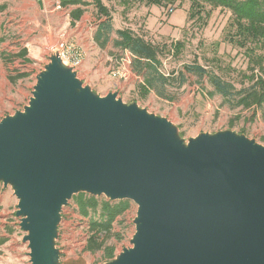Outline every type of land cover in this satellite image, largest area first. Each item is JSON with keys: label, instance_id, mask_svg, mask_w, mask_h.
Wrapping results in <instances>:
<instances>
[{"label": "water", "instance_id": "95a60500", "mask_svg": "<svg viewBox=\"0 0 264 264\" xmlns=\"http://www.w3.org/2000/svg\"><path fill=\"white\" fill-rule=\"evenodd\" d=\"M30 94L0 118V184L28 264H61L62 209L79 193L136 205L130 245L102 264H264V145L230 129L185 139L167 117L95 92L58 50Z\"/></svg>", "mask_w": 264, "mask_h": 264}, {"label": "rangeland", "instance_id": "374dc122", "mask_svg": "<svg viewBox=\"0 0 264 264\" xmlns=\"http://www.w3.org/2000/svg\"><path fill=\"white\" fill-rule=\"evenodd\" d=\"M59 1L0 0V37H5L1 43L2 50L11 54L26 47V57L30 59L29 62L23 58L1 59L0 118L27 103L35 75L48 61V56L58 49L61 42H73L84 51L83 63L89 71L83 74V68L78 66V77L100 95L117 91L124 102L135 101L150 112L167 117L179 127L185 139L201 132L230 129L239 133L242 130L243 134L264 145V119L258 109H231L220 96L208 97L200 91V84L210 89L206 81L197 83L198 79L193 75L182 87L168 89L173 100L158 98L153 93L142 98L136 90L140 78L131 69L125 79L110 74L120 59L121 64L126 65L125 53L112 47L111 42L100 48L93 41L97 23L93 7L87 6L79 21L70 26L71 7L54 9ZM29 2L32 4L26 6ZM106 4L111 9L114 29L128 28L154 44L166 46V53L161 56L163 72L177 71L183 63L195 61L236 80L237 73L246 69V54L231 38L234 28L230 12L226 9L206 6V14L189 19L188 1L170 7L133 5L128 9H123L118 2ZM112 38H115L114 34ZM170 45H176V51L168 52ZM21 73L27 76L17 79L15 83L10 82L9 76ZM236 85L239 87L238 83ZM252 116L253 120H250ZM16 203L12 189L9 186L3 188L0 184V264H28V249L26 242H22L24 232L20 230L19 220L14 214ZM99 212L97 208L88 216H83L78 212L74 200L71 198L68 201L62 209L57 241L64 254L83 259L87 264L106 262L102 250H86L90 236L89 221L97 218ZM135 212L136 205L130 201V207L112 223L104 245L112 248L113 257L123 247L130 245Z\"/></svg>", "mask_w": 264, "mask_h": 264}, {"label": "trees", "instance_id": "16d2710c", "mask_svg": "<svg viewBox=\"0 0 264 264\" xmlns=\"http://www.w3.org/2000/svg\"><path fill=\"white\" fill-rule=\"evenodd\" d=\"M182 1L189 2V19L195 16L200 18L202 14H206L204 11L206 6L219 7L230 12L231 25L234 28L231 38L236 45L244 49L247 58L246 69L237 73L236 80L229 79L227 75L219 74L214 69L195 61L183 63L177 71L163 72L161 56L166 53V46L154 44L128 28L114 29L111 9L106 4L118 2L123 9H128L133 5L170 7ZM59 5L64 8L71 7L70 26L79 21L87 6L93 7L97 19L92 36L93 41L100 48L111 42L112 47L131 54L130 69L140 78L136 84V90L142 98L153 93L158 98L173 100L168 89L182 87L188 82L189 76L193 75L198 79L197 83L206 81L210 89L200 84V91L208 97L220 96L231 109H258L264 119V53H259L264 51V0H60ZM113 34L115 38H112ZM4 39L5 37H0V61L1 59L9 60L11 57L30 61L26 57L28 53L26 47L16 53L4 52L1 48ZM176 48V45H170L168 52H174ZM219 70L224 71L221 68ZM25 76H27L26 73H21L9 76V80L15 83L17 79ZM253 117L250 120H253ZM240 133H243L242 130ZM72 199L78 207V212L83 216H88L97 208L100 209L97 218L89 221L90 236L86 250H102L105 261L111 260L113 250L104 243L110 234L112 223L117 216L130 207V201H110L85 193L76 194L72 196Z\"/></svg>", "mask_w": 264, "mask_h": 264}, {"label": "built area", "instance_id": "2783aa9c", "mask_svg": "<svg viewBox=\"0 0 264 264\" xmlns=\"http://www.w3.org/2000/svg\"><path fill=\"white\" fill-rule=\"evenodd\" d=\"M169 10L172 11V8H169ZM57 50L60 52L64 62L70 64L75 70L84 59V51L74 45L73 42H61ZM125 58L126 65H124L123 63L121 64V59L118 62V66L111 69L110 74L113 77L125 79L128 76L130 70L131 54L129 52H126Z\"/></svg>", "mask_w": 264, "mask_h": 264}, {"label": "crops", "instance_id": "0c3cea01", "mask_svg": "<svg viewBox=\"0 0 264 264\" xmlns=\"http://www.w3.org/2000/svg\"><path fill=\"white\" fill-rule=\"evenodd\" d=\"M30 4H32V3L29 2L28 4H26V6L30 5ZM59 7H60V5L57 4L54 9H57ZM69 10H70V8H69ZM83 62H84V59H83L82 63L79 65V67L81 66V68H83V72H82L83 74H88L89 71L87 70L86 65ZM61 264H87V263L85 261H83V259H80L77 257L71 258V257H69V254L68 255L64 254L63 258L61 259Z\"/></svg>", "mask_w": 264, "mask_h": 264}]
</instances>
